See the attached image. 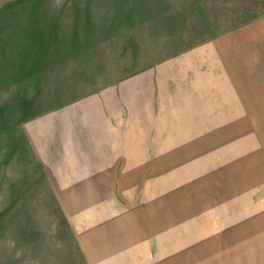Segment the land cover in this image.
Listing matches in <instances>:
<instances>
[{
	"label": "rangeland",
	"instance_id": "1",
	"mask_svg": "<svg viewBox=\"0 0 264 264\" xmlns=\"http://www.w3.org/2000/svg\"><path fill=\"white\" fill-rule=\"evenodd\" d=\"M119 228L264 264V0H0V264Z\"/></svg>",
	"mask_w": 264,
	"mask_h": 264
},
{
	"label": "crops",
	"instance_id": "2",
	"mask_svg": "<svg viewBox=\"0 0 264 264\" xmlns=\"http://www.w3.org/2000/svg\"><path fill=\"white\" fill-rule=\"evenodd\" d=\"M120 230L114 236L105 235L102 231L91 232L89 240L82 243L89 264H150L147 260L151 257L144 247H139L137 237L133 236L132 240L131 235H123Z\"/></svg>",
	"mask_w": 264,
	"mask_h": 264
}]
</instances>
